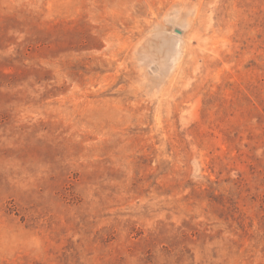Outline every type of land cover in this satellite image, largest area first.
Returning <instances> with one entry per match:
<instances>
[{
    "label": "rangeland",
    "instance_id": "rangeland-1",
    "mask_svg": "<svg viewBox=\"0 0 264 264\" xmlns=\"http://www.w3.org/2000/svg\"><path fill=\"white\" fill-rule=\"evenodd\" d=\"M0 264H264V0H0Z\"/></svg>",
    "mask_w": 264,
    "mask_h": 264
}]
</instances>
